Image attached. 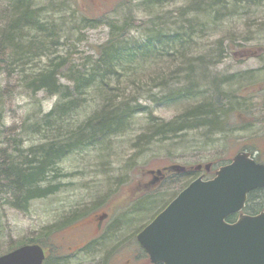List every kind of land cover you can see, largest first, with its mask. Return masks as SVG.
Wrapping results in <instances>:
<instances>
[{
    "label": "rangeland",
    "instance_id": "1",
    "mask_svg": "<svg viewBox=\"0 0 264 264\" xmlns=\"http://www.w3.org/2000/svg\"><path fill=\"white\" fill-rule=\"evenodd\" d=\"M32 1L44 26L21 33L17 54L2 37L17 11L0 0L2 234L37 229L57 208L71 222L78 201L107 191L111 237L120 209L145 206L149 197L153 215L239 150L264 164V0ZM40 35L44 43H32ZM109 39L119 52L102 58L99 46ZM49 71L67 90L33 85ZM200 112H223L237 124L235 114L245 116L248 124L215 130L208 117L192 125ZM104 114L112 127L94 135ZM50 143L61 155L51 154L43 175L36 171L33 190L6 173L7 160L24 167ZM253 198L248 212L264 205L263 191ZM6 241L0 236V252Z\"/></svg>",
    "mask_w": 264,
    "mask_h": 264
},
{
    "label": "water",
    "instance_id": "2",
    "mask_svg": "<svg viewBox=\"0 0 264 264\" xmlns=\"http://www.w3.org/2000/svg\"><path fill=\"white\" fill-rule=\"evenodd\" d=\"M264 187V164L236 152L210 179L184 187L138 234L153 261L163 264H264V211L230 214L244 207L249 191ZM39 246H21L0 264H41Z\"/></svg>",
    "mask_w": 264,
    "mask_h": 264
},
{
    "label": "flooded vegetation",
    "instance_id": "3",
    "mask_svg": "<svg viewBox=\"0 0 264 264\" xmlns=\"http://www.w3.org/2000/svg\"><path fill=\"white\" fill-rule=\"evenodd\" d=\"M148 208L120 209L110 237V208L107 209V191H103L101 195L78 201L73 206L71 222H64L61 208H57L50 220L37 229L30 225L23 232L5 228L6 249L0 255L22 245H37L43 253L41 264H162L151 260L137 238L152 219ZM147 213L149 216L145 218ZM3 234L0 232V236Z\"/></svg>",
    "mask_w": 264,
    "mask_h": 264
},
{
    "label": "trees",
    "instance_id": "4",
    "mask_svg": "<svg viewBox=\"0 0 264 264\" xmlns=\"http://www.w3.org/2000/svg\"><path fill=\"white\" fill-rule=\"evenodd\" d=\"M11 2H12L13 9L15 7L17 12H16V15L11 18L12 22L10 21L9 27L6 26V28L4 29L2 37L7 38V39L3 43L4 44L3 46H4V49H6L7 48L6 43H9L11 45L12 52L20 54L19 51H21L24 48V47H22L21 50L18 49V48H20V46H19L20 42H21L20 39L23 38L21 33L23 34L25 30H29V29H32L35 31V28L37 30H40V27L42 28L44 26V24L39 25L40 9H35L32 6V2H33L32 0H11ZM37 32L42 33V30L37 31ZM45 40H46V37L43 35L38 36V38L35 37V38L31 39L32 43H34V42L35 43H37V42L44 43ZM112 44H113V39H109V40L105 41L102 45L99 46L98 53L102 54L101 55L102 58H106V57H107V59L114 58L116 56V54L119 52V50L118 51L113 50V46H111ZM110 46H111V48H110ZM42 48L43 47L39 44H37V47H35V49H40V51L42 50ZM38 53H40V52H38ZM99 70H101V69H99ZM96 72H100V71H96ZM36 78H38L39 80L37 79V81H35L33 83V85L42 81L41 83H44L46 88L49 89L52 93H58V90H61L60 89L61 87L65 88V86H63L57 82L58 81L57 76H56L55 72H53V71L52 72L49 71L48 73H46L44 75L40 74ZM87 80H89V77ZM40 84L37 85L36 87H39ZM83 86H84V83H82V80L80 78H77V80L75 81V88L78 90V88L80 89ZM66 88H68V87L66 86ZM237 96H242V95L238 94ZM235 109L236 108L228 109V112H227L228 115H231ZM223 112H224V110H223ZM223 112H221L220 115H217L215 112H212V113L211 112H200L198 114H195L193 117L198 119V120H194L192 122V125L206 124V123H204L206 120L205 118H208V117L210 118V120L207 121L208 122L207 124L209 125L210 128H212V127L216 128L215 130L221 129L222 125L225 126L224 129H233L239 125H247L248 124L247 118L245 116H243V118L240 119V116L238 118L237 115L235 114V116H236L235 120L237 122H241V123L237 124L233 121H230L229 118H225ZM109 116L111 117V115H109ZM96 119H97L96 121H98V122H97V124L92 126V128H93L92 133L94 135H106V134H108L109 133L108 131L112 127V125H111L113 123L112 118L107 119V115L104 114V115L97 116ZM114 120H116V119H114ZM244 120H246V121H244ZM78 136H79V134H78ZM53 146H54L53 143H50L48 146H46L45 149L35 151V152H37L36 157L38 160L30 161V162H28V164H27V160H24V163H23L24 167H20L19 163L16 164L14 162H10L11 170L13 171V175H14L15 179L18 180L22 185L26 184L29 188L28 190H33L36 187L34 184V180H35L34 178H35V175L37 173L36 171L38 170V173L41 175L44 174V171H46V169H47L46 167L48 166V164H46V163H49V160L52 157L51 154L54 153L56 158L60 157L61 153H59V152L56 153L55 151L57 150V148L55 149ZM66 150H67V147L65 146L64 152H66ZM45 151H47L46 154H45ZM256 160H258V159H256ZM16 166L20 167V169ZM209 174L210 173H207V172L205 173V175H209ZM12 185L14 187H17L14 181L12 182ZM260 191L264 192V188L255 189V190L248 193L247 203H246V206L244 209L246 212H248V208H247L248 202L253 200L254 199L253 197ZM146 203H148V199L144 203L145 206H146ZM262 204H264V203H262ZM262 209H264V205L262 206L261 209H259L257 211H253V212H248V213H256ZM235 218H236V215H230L229 217H227V221H233Z\"/></svg>",
    "mask_w": 264,
    "mask_h": 264
},
{
    "label": "bare ground",
    "instance_id": "5",
    "mask_svg": "<svg viewBox=\"0 0 264 264\" xmlns=\"http://www.w3.org/2000/svg\"><path fill=\"white\" fill-rule=\"evenodd\" d=\"M7 161L4 163V168L6 170V173L12 171L11 166H10V161H9V164H7Z\"/></svg>",
    "mask_w": 264,
    "mask_h": 264
}]
</instances>
